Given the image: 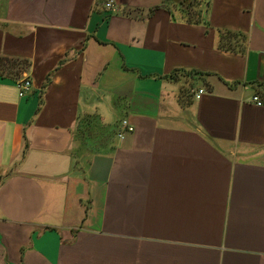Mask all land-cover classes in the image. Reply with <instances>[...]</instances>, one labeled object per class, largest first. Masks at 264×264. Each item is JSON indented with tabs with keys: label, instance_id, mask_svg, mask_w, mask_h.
<instances>
[{
	"label": "crops",
	"instance_id": "0c3cea01",
	"mask_svg": "<svg viewBox=\"0 0 264 264\" xmlns=\"http://www.w3.org/2000/svg\"><path fill=\"white\" fill-rule=\"evenodd\" d=\"M104 1L0 0V264H264V0Z\"/></svg>",
	"mask_w": 264,
	"mask_h": 264
},
{
	"label": "built area",
	"instance_id": "2783aa9c",
	"mask_svg": "<svg viewBox=\"0 0 264 264\" xmlns=\"http://www.w3.org/2000/svg\"><path fill=\"white\" fill-rule=\"evenodd\" d=\"M105 10L107 11H115L116 10V0H105L103 4ZM18 88V95L22 97L25 95L27 91L31 88V82L28 78H23L17 82ZM204 89H197L192 92V96L194 100H198L200 96L204 94ZM264 90L261 93H255L252 98L251 102L254 103L256 106L261 107L264 106ZM133 128L130 126L127 121H121L119 124V131H118V138H123L124 134L132 133Z\"/></svg>",
	"mask_w": 264,
	"mask_h": 264
},
{
	"label": "trees",
	"instance_id": "16d2710c",
	"mask_svg": "<svg viewBox=\"0 0 264 264\" xmlns=\"http://www.w3.org/2000/svg\"><path fill=\"white\" fill-rule=\"evenodd\" d=\"M168 3H170V0H166ZM198 6L196 0H188V6L186 7L185 12L186 15L189 17L194 16V14L199 15L197 11H195L196 7ZM17 64L11 62V63H4L2 60H0V73L5 72L8 75L17 74L18 71H16ZM262 99H264V96H262ZM86 146V144H84Z\"/></svg>",
	"mask_w": 264,
	"mask_h": 264
},
{
	"label": "rangeland",
	"instance_id": "374dc122",
	"mask_svg": "<svg viewBox=\"0 0 264 264\" xmlns=\"http://www.w3.org/2000/svg\"><path fill=\"white\" fill-rule=\"evenodd\" d=\"M169 4H170L171 9L173 11H177V10L178 11H185L186 10V7L188 6V0H170V3ZM88 124L89 123L83 125V129L84 130L83 129L81 130L82 133H86V131H88L86 129L87 126H88ZM78 132L80 133V134H78L79 137H80V135H82V134H81L80 130ZM75 143L81 144L80 143V140L77 142L76 139H75ZM97 143H99V142L98 141H92V140L86 141V145L87 146H93V147H95V145H97Z\"/></svg>",
	"mask_w": 264,
	"mask_h": 264
}]
</instances>
